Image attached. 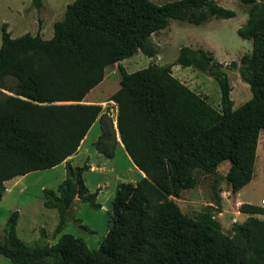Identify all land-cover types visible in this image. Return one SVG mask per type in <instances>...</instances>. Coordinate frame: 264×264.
I'll list each match as a JSON object with an SVG mask.
<instances>
[{
	"label": "trees",
	"instance_id": "16d2710c",
	"mask_svg": "<svg viewBox=\"0 0 264 264\" xmlns=\"http://www.w3.org/2000/svg\"><path fill=\"white\" fill-rule=\"evenodd\" d=\"M250 5L239 28L253 50L232 63L251 88L250 100L235 108L226 66L204 48L183 46L176 62L129 73L121 62L140 51L156 54L150 39L172 19L202 24L210 17L229 19L236 11L216 0H75L51 39L26 33L13 37L2 25L0 47V201L6 182L65 163L67 176L57 190L44 189V205L56 208L62 233L77 199L93 208L99 192L84 180L90 165L73 166L74 156L100 120L95 142L107 157L120 139L134 165L145 173L137 183L119 185L113 224L101 247L65 233L55 244L28 245L17 234L13 212L0 240V255L14 264H264V207L243 203V222L227 235L215 218L214 205L196 217L186 214L176 197L198 185L196 171L225 175L233 193L254 178L258 144L264 131V0ZM41 8L43 0H33ZM119 64L121 86L117 126L100 103L87 95ZM192 67L213 76L221 88V109L173 74V66Z\"/></svg>",
	"mask_w": 264,
	"mask_h": 264
},
{
	"label": "rangeland",
	"instance_id": "374dc122",
	"mask_svg": "<svg viewBox=\"0 0 264 264\" xmlns=\"http://www.w3.org/2000/svg\"><path fill=\"white\" fill-rule=\"evenodd\" d=\"M75 0H43L41 8L33 0H0V47L2 45V25L8 24L13 37L26 33L41 35L51 39L55 34V23L62 20L69 4ZM159 5L176 0H151ZM221 6L236 11V16L229 19L210 17L202 24L172 19L168 27L154 33L150 39L156 50L153 57L139 52L121 62L127 72L132 73L150 64L159 66L176 62L180 49L189 46L195 49L204 48L214 54L216 61L226 66L232 85L231 97L235 108L241 106L253 96L251 88L240 74L239 68L232 63L240 64L241 57L253 50V42L242 38L238 30L249 19L250 5L241 0H216ZM173 74L190 88L200 93L214 107L221 109V88L219 82L207 72L174 64ZM122 74L119 64L107 68L104 80L86 97L87 101L100 103L114 120L117 126L118 107L110 101L112 95L121 86ZM103 132L100 120L96 121L82 142L79 154L71 160L73 166L93 165L94 168L84 173V180L91 192H99L97 202L102 208H93L87 203L76 200L68 218L67 226L62 233H56L60 215L56 208L44 205V189L57 190L67 176L65 164L57 167L34 171L7 181L6 191L0 201V240L4 239L6 224L10 215L18 211V236L28 245L57 243L63 234L69 233L82 238L91 250H98L113 224V201L118 187L123 182L137 183L142 175L132 162L125 147L118 144L115 155L107 157L101 153L96 143ZM119 137V132H117ZM256 179L244 190L239 198L263 206L264 199V131L258 144ZM230 161L222 163L217 173L207 174L196 171L198 185L183 190L177 203L183 211L196 217L205 211L208 205H214L215 218L221 223L223 231L232 235L234 222H243L249 215L238 212L234 198L219 203V189L228 191L231 186L225 178ZM102 188V189H100ZM234 197V196H232ZM264 203V201H263ZM224 206V209L223 207ZM264 219V215H258ZM0 264H14L9 258L0 255Z\"/></svg>",
	"mask_w": 264,
	"mask_h": 264
},
{
	"label": "crops",
	"instance_id": "0c3cea01",
	"mask_svg": "<svg viewBox=\"0 0 264 264\" xmlns=\"http://www.w3.org/2000/svg\"><path fill=\"white\" fill-rule=\"evenodd\" d=\"M85 101L86 102H90V101H87L86 99H85ZM118 139H119V143L121 144V146H123L124 147V144L122 143V141H121V139H120V135H119V137H118ZM84 141V140H83ZM81 147V146H80ZM79 150H78V152L76 153V154H79ZM76 154L74 155V156H72L71 158H70V161L71 160H73L75 157H76ZM263 155H264V152H263ZM65 164V163H64ZM257 164V163H256ZM257 166V165H256ZM90 169L92 170L93 168H94V166L93 165H90ZM140 170V169H139ZM256 171H257V169H256V167H255V173H254V178H253V180H252V182L251 183H253V181L256 179L255 177H256ZM140 173H141V175L142 176H145V173L143 172V171H141L140 170ZM250 183V184H251ZM250 184H248L247 186H249ZM247 186L246 187H244L242 190H240L239 192H237V193H233L232 192V190H231V188L228 190V191H222V189H219V194H218V198H219V203L221 204V205H223V203L225 202V201H230V200H232L233 198H234V200H235V204H236V207L238 208V212H240L239 211V207L243 204V203H252V202H250V201H247V200H243V199H241V198H239V197H241L242 195H243V192H244V190L247 188ZM100 189H102V188H100ZM98 196H99V194H98ZM232 196H234V197H232ZM98 198V197H97ZM263 201H264V199L262 200V204L264 205V203H263ZM103 207V206H102ZM101 207V208H102ZM223 207V209H224V206H222ZM246 214V213H245ZM249 215V214H248Z\"/></svg>",
	"mask_w": 264,
	"mask_h": 264
}]
</instances>
